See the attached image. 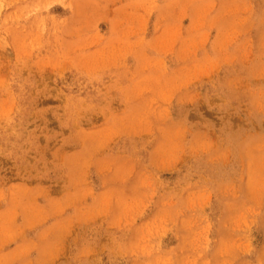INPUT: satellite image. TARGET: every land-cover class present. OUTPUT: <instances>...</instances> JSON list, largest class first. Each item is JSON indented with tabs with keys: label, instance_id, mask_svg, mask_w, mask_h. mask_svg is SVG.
<instances>
[{
	"label": "rangeland",
	"instance_id": "obj_1",
	"mask_svg": "<svg viewBox=\"0 0 264 264\" xmlns=\"http://www.w3.org/2000/svg\"><path fill=\"white\" fill-rule=\"evenodd\" d=\"M0 264H264V0H0Z\"/></svg>",
	"mask_w": 264,
	"mask_h": 264
}]
</instances>
